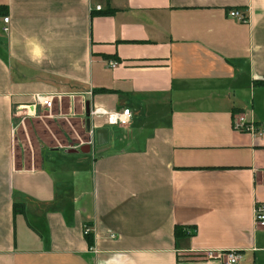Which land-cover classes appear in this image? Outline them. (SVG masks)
<instances>
[{
	"label": "crops",
	"instance_id": "0c3cea01",
	"mask_svg": "<svg viewBox=\"0 0 264 264\" xmlns=\"http://www.w3.org/2000/svg\"><path fill=\"white\" fill-rule=\"evenodd\" d=\"M0 12V264H224L209 250L264 264V0H0ZM38 94L87 106L90 152L75 128L66 141L37 120ZM94 106L133 119L108 126Z\"/></svg>",
	"mask_w": 264,
	"mask_h": 264
},
{
	"label": "built area",
	"instance_id": "2783aa9c",
	"mask_svg": "<svg viewBox=\"0 0 264 264\" xmlns=\"http://www.w3.org/2000/svg\"><path fill=\"white\" fill-rule=\"evenodd\" d=\"M229 15L233 18H237L243 22L247 21V15L243 13L238 8L230 9ZM9 16L4 17V22H9ZM111 66L115 67L117 62L113 61L110 62ZM61 96L58 95H44L38 94L36 96V105H39L44 110H47L49 113L53 111V105L56 98H60ZM88 118L97 117L102 118L104 117L106 124L108 126H127L133 119V112L130 108L123 107L119 108L115 111H108L103 107L94 106L86 113ZM235 127L239 131H249L256 133L257 126L251 123L244 122V119L235 122ZM90 144H93V138L91 137L87 141ZM264 227V202L258 203L255 207V228ZM85 235L92 233L90 226H85L84 228ZM204 256L207 259H221L224 264H239L241 259V253L237 250H228L223 252H215L212 250L206 251Z\"/></svg>",
	"mask_w": 264,
	"mask_h": 264
},
{
	"label": "rangeland",
	"instance_id": "374dc122",
	"mask_svg": "<svg viewBox=\"0 0 264 264\" xmlns=\"http://www.w3.org/2000/svg\"><path fill=\"white\" fill-rule=\"evenodd\" d=\"M70 102H69V98L68 97H63L62 100H55L54 105H53V111L51 113L46 112V111H40L41 112V116L43 117V119L45 120V122L39 118L37 119L41 124H50L51 126L54 124L55 126H57L59 129L61 130V134L63 136H65L66 141H68V137H72L73 135L70 133V130L73 131V128H75V130L77 131V136L76 139L75 137L72 139V141L77 144V145H83L84 142H87V135H85V129H86V116H85V111L87 109L84 110L82 103L79 101L75 102L73 105V109L70 113ZM40 109V108H39ZM76 114L82 116V119L80 118V116L76 117ZM49 116V117H46ZM83 116H85L84 118H86L84 121V125L81 123L83 120ZM29 120L31 118H28ZM74 132V131H73ZM75 136V135H74ZM19 139L17 138V143L20 144V142L18 141ZM74 144V145H75ZM73 145V146H74ZM83 146H86L83 145ZM67 147H72V145H67ZM80 148V147H79ZM17 154L20 156V148L17 151Z\"/></svg>",
	"mask_w": 264,
	"mask_h": 264
},
{
	"label": "trees",
	"instance_id": "16d2710c",
	"mask_svg": "<svg viewBox=\"0 0 264 264\" xmlns=\"http://www.w3.org/2000/svg\"><path fill=\"white\" fill-rule=\"evenodd\" d=\"M100 14H113L115 13V10L114 9H110V10H107V11H99ZM1 14H4L3 12H0V15ZM24 209V204L23 203H15L14 204V211L15 212H18V211H23ZM186 235V232L184 231V229L182 227H176L175 228V236L177 238H180V237H183ZM86 237L89 239V243L92 245L93 243V237H92V233L90 234H86Z\"/></svg>",
	"mask_w": 264,
	"mask_h": 264
},
{
	"label": "water",
	"instance_id": "95a60500",
	"mask_svg": "<svg viewBox=\"0 0 264 264\" xmlns=\"http://www.w3.org/2000/svg\"><path fill=\"white\" fill-rule=\"evenodd\" d=\"M82 152H90V147L88 145L81 148Z\"/></svg>",
	"mask_w": 264,
	"mask_h": 264
}]
</instances>
